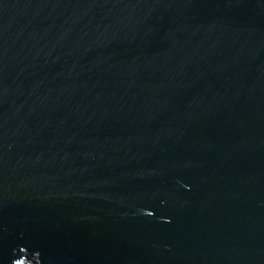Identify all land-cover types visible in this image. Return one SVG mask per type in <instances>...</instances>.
<instances>
[{"label":"water","instance_id":"obj_1","mask_svg":"<svg viewBox=\"0 0 264 264\" xmlns=\"http://www.w3.org/2000/svg\"><path fill=\"white\" fill-rule=\"evenodd\" d=\"M0 264H264V0H0Z\"/></svg>","mask_w":264,"mask_h":264}]
</instances>
